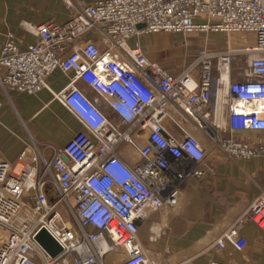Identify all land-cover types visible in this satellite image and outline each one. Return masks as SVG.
Returning <instances> with one entry per match:
<instances>
[{"label": "built area", "instance_id": "obj_1", "mask_svg": "<svg viewBox=\"0 0 264 264\" xmlns=\"http://www.w3.org/2000/svg\"><path fill=\"white\" fill-rule=\"evenodd\" d=\"M26 29L10 30L0 44V83L35 93L49 85L56 69L73 71L56 96L86 130L42 157L33 201L25 197L30 170L15 173L9 161H0V264H105V255L119 249L127 252L120 264H153L138 235L144 210L177 203L180 185L203 173L197 163L207 150L184 120L230 155L248 159L264 153V143L235 135L245 127L264 129V0H95L63 23H29ZM198 30L232 32L233 41L224 49L205 45L179 71L148 55L140 39L152 32ZM241 55L244 78H234ZM129 105L135 113L130 120L121 115ZM125 148L138 160L125 159ZM116 162L133 174L132 181L123 183L112 168ZM48 186L55 189L52 199ZM95 203L103 210L100 222L83 214ZM245 214L264 226V191ZM42 226L62 244L57 256L35 238ZM228 243L246 247L237 225L214 247L221 251ZM192 264L241 263L212 258Z\"/></svg>", "mask_w": 264, "mask_h": 264}, {"label": "crops", "instance_id": "obj_2", "mask_svg": "<svg viewBox=\"0 0 264 264\" xmlns=\"http://www.w3.org/2000/svg\"><path fill=\"white\" fill-rule=\"evenodd\" d=\"M91 1L95 0H0V44L10 30L26 34L29 23L50 20L63 23L73 16L77 7ZM72 75L73 71L58 68L51 74L49 85L35 93L0 84V161H9L15 173L30 170L25 193L30 201L35 196L42 157L49 158L54 147L65 144L75 132L86 130L56 96ZM233 76L244 78L237 65L233 66ZM79 83L90 96H97L83 81ZM100 105L110 117L117 119L107 101L100 99ZM235 135L253 145L264 143V129L245 127ZM198 138L207 150L204 159L197 163L203 173L180 185L177 203L144 210L145 221L138 235L145 251L153 264H192L196 259L207 262L212 258L264 264V226L245 214L250 203L264 191V153L248 159L236 157L205 133ZM23 151H26L24 156ZM122 156L130 162V159L138 160L129 148L124 149ZM46 193L52 199L55 189L48 186ZM233 225L247 239L246 247L237 250L228 243L217 251L214 243ZM126 256L124 249L112 251L105 255L104 263L119 264L118 259Z\"/></svg>", "mask_w": 264, "mask_h": 264}, {"label": "rangeland", "instance_id": "obj_3", "mask_svg": "<svg viewBox=\"0 0 264 264\" xmlns=\"http://www.w3.org/2000/svg\"><path fill=\"white\" fill-rule=\"evenodd\" d=\"M233 35L234 33L223 30H198L187 32H152L142 35L140 39H142L141 42H144V44L142 42L145 47L144 49L153 59L159 60L170 70L179 71L188 63L195 60L200 48L207 45L209 50L224 49L227 47L229 39L230 42L233 41ZM243 60V56H239L235 65L238 66ZM184 122L186 123V128L197 138L204 133L193 122L187 120H184ZM169 124L172 131H177L174 121H170ZM118 260L120 264L123 258L120 257Z\"/></svg>", "mask_w": 264, "mask_h": 264}, {"label": "clouds", "instance_id": "obj_4", "mask_svg": "<svg viewBox=\"0 0 264 264\" xmlns=\"http://www.w3.org/2000/svg\"><path fill=\"white\" fill-rule=\"evenodd\" d=\"M121 115L125 119H132V117L135 115L134 111L132 110L131 105H129L127 110H121ZM112 168L116 169L117 172H119L123 178V183H128L133 180V174L130 173L126 168L122 167L118 162L114 163L112 165ZM117 183H120L117 181ZM122 183V184H123ZM83 214L86 217H90L94 222H100L101 217L103 215V210L101 208L100 203H95L91 206L87 205L85 207V210Z\"/></svg>", "mask_w": 264, "mask_h": 264}, {"label": "water", "instance_id": "obj_5", "mask_svg": "<svg viewBox=\"0 0 264 264\" xmlns=\"http://www.w3.org/2000/svg\"><path fill=\"white\" fill-rule=\"evenodd\" d=\"M35 238L52 256H57L63 251L62 244L46 226H42L37 231Z\"/></svg>", "mask_w": 264, "mask_h": 264}]
</instances>
